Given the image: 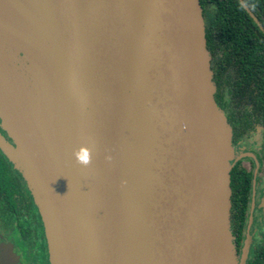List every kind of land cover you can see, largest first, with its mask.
Returning <instances> with one entry per match:
<instances>
[{
  "label": "water",
  "instance_id": "95a60500",
  "mask_svg": "<svg viewBox=\"0 0 264 264\" xmlns=\"http://www.w3.org/2000/svg\"><path fill=\"white\" fill-rule=\"evenodd\" d=\"M2 2L12 142L0 132V148L32 192L50 264H244L248 239L238 261L230 227L233 128L199 0Z\"/></svg>",
  "mask_w": 264,
  "mask_h": 264
},
{
  "label": "trees",
  "instance_id": "16d2710c",
  "mask_svg": "<svg viewBox=\"0 0 264 264\" xmlns=\"http://www.w3.org/2000/svg\"><path fill=\"white\" fill-rule=\"evenodd\" d=\"M244 1L264 27V0ZM199 2L211 57L215 101L225 110L237 134L248 128L255 118L263 125L264 139V31L238 0ZM250 185L251 172L239 162L233 164L230 170V227L237 242L241 240L246 221ZM33 201L24 176L0 148V217L6 222L16 221L23 238L33 239L29 225L36 224L34 218L40 219L38 206ZM33 229L38 235L36 225ZM260 241L251 249L244 264H264V235ZM36 242L42 256L39 240Z\"/></svg>",
  "mask_w": 264,
  "mask_h": 264
},
{
  "label": "flooded vegetation",
  "instance_id": "af4514ba",
  "mask_svg": "<svg viewBox=\"0 0 264 264\" xmlns=\"http://www.w3.org/2000/svg\"><path fill=\"white\" fill-rule=\"evenodd\" d=\"M239 1V0H238ZM247 7H244L247 14L252 20L264 31V27L261 23H258L257 16L251 7L242 0ZM254 15V17L251 15ZM261 24V25H260ZM249 127L242 130L241 134H237L233 126V146L235 150V157H237L234 164L238 163L246 171L251 172V185L248 195L247 209H246V221L243 228L241 240L237 242L235 239L237 259H241L243 248L246 239H248L247 251L245 260L247 259L249 252L252 248L256 247L262 236L264 235V139H263V125L252 118ZM0 132L10 141V138L6 135V132L0 127ZM34 202V201H33ZM34 204V203H33ZM32 204V206H33ZM38 208V207H37ZM40 214V213H39ZM36 230L38 235L34 232L33 223L29 225V229L32 233L33 239H28L18 231L16 227V221L12 220L6 222L0 217V250L5 251L7 256L8 249L18 250L20 256L23 257L24 251L27 250L33 254H36L37 264H50L49 250L47 239L44 231V225L42 217L40 219L34 218ZM28 235V234H27ZM39 240V247L42 249V256L37 249V239ZM261 242V241H260ZM17 252V253H18ZM7 261V262H6ZM8 260L0 258V264H8Z\"/></svg>",
  "mask_w": 264,
  "mask_h": 264
},
{
  "label": "rangeland",
  "instance_id": "374dc122",
  "mask_svg": "<svg viewBox=\"0 0 264 264\" xmlns=\"http://www.w3.org/2000/svg\"><path fill=\"white\" fill-rule=\"evenodd\" d=\"M11 1L13 2V0H11ZM13 3H15V2H13ZM18 23H20V24H18ZM16 24H17L16 25L17 36L19 39H22L23 45H26V46H31L32 44H34V46L39 45L37 36L32 31H30L29 33L26 32L27 29L25 28L26 26L24 23L16 22ZM0 43L2 44L1 41H0ZM1 44H0V47H2L3 50L5 49L8 53V48L6 46L4 47ZM5 50H4L3 55H5ZM20 55H22V51H18V53L16 54V57H19ZM14 71H15V74H18V72H19L17 69H15ZM27 79L30 80V78H28V77H27ZM2 125H3V123H2V120L0 119V127L3 129ZM10 141L12 142L11 139H10ZM23 251H24V255L22 257V256H20L18 250L15 251V249H12V250L8 249L7 250V256L5 254V251L0 250V258L3 257L13 264H37L36 254L28 252L27 250H23Z\"/></svg>",
  "mask_w": 264,
  "mask_h": 264
},
{
  "label": "clouds",
  "instance_id": "9594fccd",
  "mask_svg": "<svg viewBox=\"0 0 264 264\" xmlns=\"http://www.w3.org/2000/svg\"><path fill=\"white\" fill-rule=\"evenodd\" d=\"M74 156L77 158L78 162L87 163V160L83 159L80 153H74Z\"/></svg>",
  "mask_w": 264,
  "mask_h": 264
},
{
  "label": "bare ground",
  "instance_id": "6f19581e",
  "mask_svg": "<svg viewBox=\"0 0 264 264\" xmlns=\"http://www.w3.org/2000/svg\"><path fill=\"white\" fill-rule=\"evenodd\" d=\"M2 1H5V0H0V10H1V8H3V2Z\"/></svg>",
  "mask_w": 264,
  "mask_h": 264
}]
</instances>
